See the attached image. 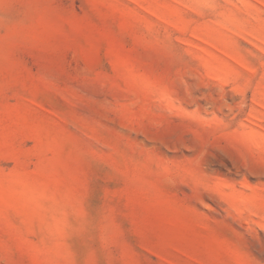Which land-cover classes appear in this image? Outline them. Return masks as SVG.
<instances>
[{
    "label": "rangeland",
    "instance_id": "rangeland-1",
    "mask_svg": "<svg viewBox=\"0 0 264 264\" xmlns=\"http://www.w3.org/2000/svg\"><path fill=\"white\" fill-rule=\"evenodd\" d=\"M0 264H264V0H0Z\"/></svg>",
    "mask_w": 264,
    "mask_h": 264
}]
</instances>
